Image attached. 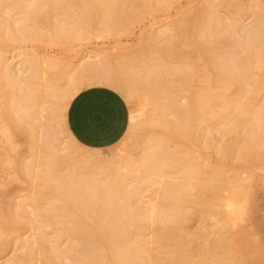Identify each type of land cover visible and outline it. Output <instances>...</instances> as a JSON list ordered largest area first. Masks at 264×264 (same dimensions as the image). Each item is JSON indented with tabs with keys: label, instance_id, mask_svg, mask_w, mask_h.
<instances>
[{
	"label": "bare ground",
	"instance_id": "obj_1",
	"mask_svg": "<svg viewBox=\"0 0 264 264\" xmlns=\"http://www.w3.org/2000/svg\"><path fill=\"white\" fill-rule=\"evenodd\" d=\"M154 1H157L162 5H170V1L172 2V0H13L8 3H0V25H2L0 27V40L5 38L4 33H9L10 37L7 39L12 42L19 41L21 43H26L27 41L42 40L43 42L39 41V43H44L45 39H42L44 36L41 33L42 31L40 32L41 27L36 28L33 26L34 24L41 25L43 21L36 18V21L33 24L30 16L25 14V9L27 8L35 7L36 9H39L38 11H44L43 13H45L46 16L55 13L56 15L69 17L72 20L73 27L69 29L66 28L67 30L65 29L64 31H62V29L61 31L59 30L62 36L56 35L59 37V39L57 38L58 40H62V42L65 43L69 40L75 41V39L79 40L83 36L85 37L86 34L89 33V30L92 29L94 21H97V19L102 20L100 21L102 23L109 21L110 26H112V22L109 20L111 19L113 21L112 29L117 28L118 30L120 26H124V24H127L128 22L139 20L144 16L145 10H152ZM235 5L236 6H233L231 3V5L228 6L230 8L231 6L233 8L236 7L235 9L238 10L239 14L237 13V15L239 16L244 6L242 7L238 4ZM45 7H48L47 10H45ZM220 7L223 6L215 4L214 2H209L208 7L202 9L196 17L186 13V15L183 16V18L174 26L178 30V33H182L179 34L181 36L177 35L179 38L174 37L175 39L173 41L171 40L172 42L163 46L161 49L156 46L159 50H157V48L154 49L157 50L156 53L158 52V55L159 53L161 55H164L165 53L169 58L176 56L177 59L185 62L186 69H184L183 72L185 75L180 72L183 71V68L178 70L169 66L167 67L164 63L163 66L157 64L153 69L148 68V72L145 73L144 71L146 70L144 68L143 74L139 72L142 70L140 68L137 72L144 75V77H142L145 78L142 80L144 83L142 87L140 85V87L138 86L140 89L137 88L134 90L130 87L135 81L132 82V80L129 79V82L127 79V76L130 78L131 74L132 77L133 75L136 77V81L138 82L141 78L140 74L139 76H136L137 72H135L136 70H133L134 68L131 61V57L133 56L126 59V57L124 58V55L120 59L121 61L117 62L119 67L121 63L124 64L125 62H122V60L126 59L127 62L125 63L127 65L124 66L129 65V69L127 67L128 70L126 72H124L125 69L123 68L124 71L122 74L121 67H115V69L117 68L119 71L112 72V69H108L110 61H99L100 58L98 56H101L102 53L95 57L99 58L98 62H93L92 60H95V58H91L90 56H85V58L80 59L79 64L69 73L66 72L67 70L63 71L61 68L62 66L55 67L54 69L57 70V68H60V70L62 69L61 72H55L53 70L54 59L52 61L50 57L43 58L38 55L22 52L18 55V57H21L20 64L15 68L9 62L8 58L0 56V72L6 78L5 81L7 82L6 89L3 88L5 90L2 91L7 90L8 95L13 102L5 107L3 106V110V107L1 108V112H3L0 113L2 114L0 117L2 116L3 118L4 116L5 119L8 120V124L7 122V125H3L5 122L2 124L0 123L3 125H0V134L7 144L6 147L13 149L14 139L12 138L15 137H12L13 131L19 132V135L22 134V137L25 136L24 125L28 124V122L25 124V113H29L31 120L33 121V126H35V128L38 126L36 132H33L32 137L37 135V144L39 142L41 146L40 148L42 149L41 152L38 153L39 155L37 154V161H35L37 162V165L32 164L30 166L29 162L24 161V163L21 158L19 160L10 161L8 154L4 151L5 157H8L5 159L6 162L11 163L12 166L14 164L16 172H19L20 174L25 172L24 174L26 177L32 176L35 182H37L38 189H43H41L42 193L38 194L39 198L37 199L41 200L43 198H48L50 201H48L50 205L48 206L47 204L48 209H46L47 207L44 209L49 214L50 219L55 217L52 216V212L54 213L55 210H59V212L61 211L64 213V218L70 220L62 223L71 225V227L73 226L72 231L74 233L80 232L81 227L87 226L90 230H95L98 234L97 236L100 234V239H102V237H104V239L106 238L102 232L106 231V228L112 226L110 230L112 231V236L111 239H106L105 242H107V245L105 247H102V243H99L102 245L97 246V244H95L96 242L94 243L90 241L91 238L90 240L86 239L85 241L84 239L86 237H84L83 240L75 238L70 242L67 241L69 244L65 250L60 249L61 247L57 248L56 252L61 260L63 259L66 263H72V261H74L72 264H209L211 262L223 264L224 262L232 263L238 260L234 255L229 254V257H225L224 255H226L227 252H230V244L228 243V240L231 235H229V231L235 229V226L231 229L227 228L228 222L233 223L236 221L232 203L238 198V200H240L241 197L243 199L246 188L248 187L246 186L247 184L245 185V180L243 178L233 175V177H228L225 175L221 166H210L203 159L194 157L192 154L184 150H176L175 152L173 151V153H171V151L169 154L166 152L168 148L164 150L162 145L164 142L161 141V143L159 139L157 141L150 140V138V141H147L149 145L146 149H144L145 143L141 147L137 145V149H144V154L141 156L139 150L138 153L140 155L138 156H141V158L139 157L140 159L138 160L137 158L136 160H131L130 157H124L123 154L122 156L116 155L118 158L115 155V157L113 156V158H110L109 155L106 156L105 154L104 157L100 154L99 150H91V154H88L87 152V154L77 158L75 155H77L78 152H76V150L72 151L73 149H71V142L75 144V139L72 135H69L70 142L66 143L68 142L66 141V138L68 137L64 136L67 131L65 129L67 121H65L64 112L70 105L68 101L75 97L74 93L78 92L77 95H79V91L81 90L83 91L86 88L89 89L100 86L112 89L118 92L121 96L124 95V97H122L125 100H128L133 97L136 91H141L144 95L142 100L146 104L145 106H150V109L152 108L151 113H155V115H153L154 113L152 114L155 117L150 116L151 118H148V121L150 122L149 125L152 126L154 124L153 126L157 125L170 130V137L175 138L173 140H179L183 137L191 139V128L193 124L199 121L202 122L208 120V115H210V117L211 115L215 117L213 107L217 106L220 111H218L219 113L216 115H219L220 119L225 123L223 130L225 135L223 136L232 132H240L244 129L247 130L244 137L240 135L239 137L234 138L233 136L229 138V140H225L226 142L221 148L218 147V152L220 153L222 160L235 158L243 164L252 167L260 165L261 167V163H264V160L262 159L264 157H260L259 154H252L251 152L254 147L258 145L260 147L264 144V122H258L257 120L255 123L253 121L258 116L264 117V110H256L253 107V94L252 96L249 94L251 92L248 87L249 82L255 79V68H261L263 70V75H261L262 77L260 79L263 81L262 83L264 85V10H261L262 12L256 16L258 17L255 20L256 22L249 27H245L239 24L240 22L238 23L237 18L234 22L227 20L228 22L225 24L226 20H224L219 14ZM258 7L261 6L258 5ZM13 9H23L22 16L16 18L13 14L11 15ZM3 10H6L5 15H7L9 19H4L2 16ZM33 13L31 14L33 15ZM126 21L127 23H125ZM12 23L17 26L15 33L12 29L13 26L11 27ZM65 23L67 22L65 21ZM43 26L47 27L45 25ZM94 28L96 29V26ZM46 30L47 32H52V29L50 28ZM39 32L41 34H39ZM159 34L163 35L165 34V31H160ZM60 42L58 44H60ZM62 42L61 44L64 45ZM154 42V38L150 39L148 42L149 46H155L156 44ZM186 42H190L199 59H201V61L202 59L204 60L203 65L200 66V68L191 60L190 56L184 52L183 47L187 44ZM65 44L70 45L71 43ZM254 49H257L256 52L254 51L255 53L253 52ZM149 50L152 51L153 49ZM118 57L120 58V56ZM86 59H88V61H84ZM49 64H51V67L53 68L49 67ZM55 65H58L57 62H55ZM159 69H164L162 71L167 78H169L168 76H179L177 74L181 73L184 76H182L184 82L182 81L183 83H181L183 86L179 87L178 85V87H176L166 81L161 82L160 80L162 77L157 76L159 72L156 73V71H160ZM48 70H52L58 75L52 73V71L50 74ZM62 80L65 81L64 85H59L58 82ZM258 82H260V80ZM260 83L257 84L260 85ZM235 86L238 88V92L232 95H227L226 91ZM39 89L46 91L44 96L45 100L42 101V103L39 101ZM164 93L166 94L163 95L165 97L162 96ZM246 96H248L247 102L243 103L241 99ZM253 98L255 99V97ZM181 100H183L184 103L181 102ZM182 103L184 105L186 103V107L183 108L184 105L180 106ZM144 111H142V113H145ZM130 118L133 120V123H137L138 119L136 120V118H133V115L132 117H129V119ZM170 118L173 120L170 121ZM31 120H29V122ZM132 120H129L131 124H133ZM21 122H23L24 125H22ZM53 123H55L57 127L53 126ZM135 123L134 125H136ZM35 128L33 127V130ZM32 139H35V137ZM33 142L35 143L34 140ZM244 142H246V148L241 151H236L237 146ZM37 144L35 143V145ZM74 146L75 148L77 147L76 144ZM69 149H71V152H69ZM143 149H141V151ZM168 150L170 151V149ZM12 151L13 150H10L9 153ZM77 151L80 150L77 148ZM64 152L66 157L69 156L68 158H65V156L62 158L63 160L57 158L60 153L64 154ZM12 154L14 155L13 152ZM92 163H94V165ZM33 166H36L35 169H33ZM174 168L176 169V172L179 173V178H177L178 181L175 179L174 180L177 182L168 181L159 198L155 197V194H151L147 197L148 200L146 199V201H144V198L146 197L142 195V186L148 185L149 187H154L160 185L163 179L167 176V169ZM205 168L208 169L205 170ZM121 170L126 172L140 171L146 174L147 177H143L141 183L132 185L126 178L127 174H125L126 176L119 174V171ZM156 177L161 180L155 179ZM0 186L2 187L4 185L1 184ZM192 190H196L197 192L193 204L197 207L195 214H198L200 219L198 224L199 236L202 238L200 246L204 248L207 246L203 252L201 251L202 249L200 250V259L195 263L192 260V255L183 251V247L184 245L185 247L187 246L188 241H184L186 242L184 244L180 230L161 228L160 235L157 236V238H154L151 236V233L146 226L150 222L153 224L157 222L156 217L158 215L156 214V211L159 209V204L164 209L163 215L166 214V217L169 216L173 221H176V223L178 222L179 225L182 224L187 215L183 209L187 208L186 203L191 197ZM225 192H230L231 195L225 197L223 196V193L225 194ZM2 194L7 195L3 190ZM243 201L247 204L246 199H243ZM135 203H138L136 207L134 206L136 205ZM101 208L105 211L102 212ZM21 209L22 211L26 210L25 204L24 206H21ZM222 209L224 212H222ZM13 214L14 213L9 207L0 208L1 229L16 227H12L14 224L13 218L15 217ZM31 215L37 216L38 214L36 215L35 212H31ZM211 216L216 219L213 225H204L206 219ZM108 217L110 218L109 221L107 220ZM138 219L142 221L144 220L145 222L143 221V224L141 221H138V223L141 222L142 224L139 223L140 225H137V228L135 227L137 229V232H135L137 238L136 240L133 239V241L127 236L132 242L125 247L123 245L124 242L122 243L124 237L120 235L122 225L125 221L134 223V221ZM158 221L160 222L161 220ZM52 222H55V220ZM85 222H87V224H85ZM53 225L55 224L53 223ZM130 225L128 224L129 227ZM128 231L125 230V233ZM90 233L92 234V232ZM127 234L128 233L124 236L126 237ZM119 235L121 236V238H119L122 239V241L118 238ZM92 238L95 240V237ZM164 240H166L167 243L168 241L171 242V244L165 243V245ZM152 244H155L156 248L158 247L159 250L163 251L159 252L161 254L157 257V260L155 259V261L153 260V255L151 256L149 253V251L151 252V250H149L151 248L148 246ZM197 250L199 252V249ZM28 251L30 250L28 249ZM127 251L129 253H127ZM185 251L192 252L191 250ZM15 256L17 257V255ZM8 260V262L6 261V264L30 263V261L25 263V259L23 260L19 257L17 260H13L12 263L10 261L11 258ZM53 261L54 260H52L51 263Z\"/></svg>",
	"mask_w": 264,
	"mask_h": 264
},
{
	"label": "rangeland",
	"instance_id": "obj_2",
	"mask_svg": "<svg viewBox=\"0 0 264 264\" xmlns=\"http://www.w3.org/2000/svg\"><path fill=\"white\" fill-rule=\"evenodd\" d=\"M11 1H13V0H0V3H8ZM209 2H214L215 4L223 6V7H220V13L219 14L224 20H226L225 24H227L228 21L234 22L235 19L237 18L238 23L240 22L239 24H241L242 26H245V27H249V26H251V24L256 22L255 20H256V18H258L256 16H258L259 13L262 12L261 10H264V0H226V1L225 0H172V2L170 1V3H169L170 5H162V4H159L157 1H154L153 2V9L152 10H150V9L145 10L144 16H142L139 20L134 21V22L131 21L128 23L126 21L125 23H127L128 25L124 24V26L123 25L120 26L117 30V28L112 29L113 28V21L111 19H109V20L112 22L111 23L112 26H110L109 21L102 23V22H100L102 20L97 19V21H94L92 29L89 30V33L86 34L85 37L83 36L79 40L75 39V41L69 40L68 42H65V43H71V44L67 45V44L63 43L62 40H58L59 37H57V36H62L61 32H60L61 29H62V31H64L66 28L69 29V28L73 27L72 26V20L69 17L62 16V15H56L55 13H52V14L46 16V14L43 13L44 11H41V10L38 11L39 9H36L35 7H31L34 11L31 8H29V9L27 8V9H25L26 10L25 14L26 15L28 14L30 16L33 24L37 18V19H40L43 21V23H42L43 25L47 26L50 23L52 26L51 27L50 24L47 27H44L42 24L41 25H39V24L33 25L32 24L36 28L41 27L40 32L42 31L41 33L44 36V38L42 37V39H45L44 43H41V42H43L42 40H39V41H41L40 43L38 40H36V41L30 40L31 42L27 41L26 43H21L19 41H13L12 42L9 39H7L8 37H10V34L4 33L5 38L0 40V53H1L0 56L8 58L9 62L15 68H17L20 64L21 57H18V55L22 52H26L27 54L38 55V56H41L43 58L44 57H50L52 61L54 59V61L57 62V64L60 66L55 65V62L53 61L54 68L51 67L52 63L49 64V67L53 68V70H54L55 67H61L62 66L61 68L63 69V71L67 70L66 72L69 73L73 70V68L75 66H77L79 64L80 59L85 58V56H90L91 58H95L96 56H98L99 54L102 53L101 56L100 55L98 56L100 58V60L97 57L98 59L95 58V60H92V61L93 62H98V60L99 61L106 60L108 62L110 61V65L108 64V69L109 70L112 69V72H118L119 69L117 70V68H119V67H121V69H122V70L120 69L121 74L124 71V69H125L124 72H126L129 69V67H128L129 65L124 66V65H127L125 63V62H127L126 59L127 58L129 59V57L133 56V57H131V61H132V66L134 68L133 70H136L135 72H137L141 68L142 72L141 71H139V72L141 74H143L144 68L146 70V71H144V73H145V72H148L147 71L148 68L153 69V68H155V66H157V64H160V66L161 65L163 66L165 64V66H167V67L169 66L171 68H176L178 70L183 68V71H180L181 73H183L184 69H186L185 68L186 67L185 62H183L182 60L180 61V59H177L176 56L169 58V57H167V55H165V53H164V55L166 57L164 55H161L160 53H159V55H160L159 56L157 54L158 52L156 53V51L161 49L163 46L168 45V43L172 42L175 39L174 37H178L177 35L182 34L180 32L178 33V30L174 26H175V24H177V22L180 19L183 18V16L186 15V13L188 15L196 17L197 14L202 9H205L208 7ZM222 3H223V5H222ZM231 3L233 4V6H236L235 4L241 5L242 7L244 6L243 10L239 16L237 15V13L239 14V12H238V10L235 9L236 7H234V8L232 6H231V8L229 7L231 5ZM258 5H260L261 7L263 6V7L262 8L258 7ZM45 8H46L45 10H47L48 7H45ZM5 12H6V10L2 11V16L4 17V19H9V17L7 15H5ZM30 12L31 13L35 12V13H33V15H32ZM22 13H23V9H13L11 12V15L13 14L16 18H19L20 16H22ZM46 17H47V19H46ZM48 19H49V21H48ZM51 19H52V22H51ZM65 21L67 23H65ZM0 24H1V22H0ZM13 24L14 23L11 24V27L13 26L12 29H13V32L15 33L17 26L15 24L14 25ZM67 24H68V26H67ZM94 25L96 26V29L94 28L95 27ZM1 26L2 25H0V27ZM42 26H43V29H42ZM226 27L228 28L227 25H226ZM45 28L46 29H48V28L52 29V32H47V30ZM101 29L104 31H102ZM163 30L165 31V34H163V35L159 34V32L163 31ZM43 31H44V33H43ZM105 31H106V33H105ZM118 31H120V32H118ZM40 32H39V34H41ZM179 36H181V35H179ZM152 38L155 39V42H154L156 44L155 46H149V44H148L149 40ZM51 39H52V41H51ZM60 39H61V37H60ZM54 41H55V43H54ZM60 41L64 45H62ZM59 42H60V44H58ZM52 43H54V44H52ZM186 43L187 44H185V47H183L184 52L188 56H190L191 60L200 68V66L203 65L204 60L202 59V61H201V59H199L197 53L193 49L190 42H186ZM145 47H146V49H145ZM148 48L153 49V50L151 51ZM156 48H157V50H154ZM141 49H143L144 51ZM256 50L254 49L253 52L254 51L256 52ZM135 51H136V53H135ZM97 52H99V53H97ZM134 54H136V55H134ZM142 55H145V56H142ZM118 56H120V58ZM123 56H124V58L126 57V59L122 60V62H124V61L125 62H124V64L121 63V65H119V67H118L117 62H120L121 61L120 59ZM118 59H119V61H118ZM84 61H88V59H86ZM114 61H116V62H114ZM134 61H136V62H134ZM132 66H131V68H132ZM115 67H117V68L115 69ZM127 67H128V69H127ZM48 69H50V68H48ZM61 70H60V68H57V70H54V71L55 72L56 71L61 72ZM159 70L160 71H156V73L159 72L157 74V76L162 77V79L160 80L161 82L166 81V82L170 83L172 86H176V87H178V85H179V87L183 86V84H181V83L184 82L183 81V77H184L183 75H185V73H183V75L181 73L177 74L179 76L175 75L176 77L175 76H172V77L168 76L169 78H167V77H165L166 75L164 76V73L162 71L164 69H159ZM51 71L52 70H48V72H50V74H51ZM139 72H137L138 75L136 74V76H139V74H140ZM52 73H54V72L52 71ZM54 74H57V73H54ZM117 74H119V73H117ZM141 74H140L141 78L139 79V82L136 81V77L134 75L132 77V74H131L130 78H129V76H127L128 80L131 79L132 82L135 81L134 82L135 84L131 82L132 84L130 85V87H132L134 90L139 88L140 86L142 87V85L144 84L142 82V80L145 78H143L144 75H141ZM261 75H263V70L261 68H255L254 69L255 79L249 82V87H248V89L251 92L249 94L251 96L253 94V97H255V99L252 97V99H253L252 105L256 110H264V85L262 83L263 81H261V79H260L262 77ZM4 78L5 77L0 72V85H1L0 86V88H1L0 89V113L3 112V111L1 112V108L3 106L5 107L8 104L13 103L10 99V96L8 95V91L7 90L2 91V90L6 89V84H7V82L5 81L6 78L5 79ZM164 78H166V79H164ZM259 80L261 83L258 82ZM64 82L65 81L62 80V81L58 82V84L64 85ZM129 82H130V80H129ZM136 82L138 85L136 84ZM257 83H260V85ZM3 88H5V89H3ZM33 89H35V88H33ZM125 89H126V87H125ZM84 90H87V88ZM81 91H79V94L81 93ZM226 92H227L226 93L227 95L228 94L232 95V94H235L238 92V88L235 86V87L229 88V90H227ZM77 93H74L75 97H76ZM45 94H46V91L41 90V89L38 90L39 101L41 103H42V101L45 100V98H44ZM163 95H166V94L164 93V94H162V96ZM122 96L124 97V95H122ZM248 96L243 97L241 99V101H243V103H246ZM163 97H165V96H163ZM74 98L72 100H69L68 103L71 104V102L74 100ZM143 98H144V95L142 94V92L136 91L135 94L133 95V97L129 98L128 100L124 99L127 103L128 108H129V112H130L129 117H132V115H133V118H136V120L138 119L137 120L138 124L134 122L136 124V125H134L133 120L130 118L129 120L130 121L132 120L133 124H131V122L129 121L128 130H127L125 136L122 138V140L117 145L110 147V148H107V149H104V150L103 149H96V148H87V147L79 144L76 141V139L73 137L75 139V144L77 145V147L75 148V146H74L75 144H73L71 142L72 145L71 144L70 145L72 146V148L71 147L70 148L73 149L72 151L76 150V152H78L77 155H75V157L80 158L82 155L87 154V152H88V154H91L92 153L91 150H99L101 155H103V156H104V154L106 156L109 155L110 158H113L114 155L115 156L116 155L122 156V154H123L124 157H127V156H128L127 158L130 157L131 160H136V158L138 160L144 154V149H146V147L149 145L148 142L150 140H157L158 141V139H159L160 142L161 141L164 142V143L161 142L164 150L167 148L170 149V151L167 149L166 152H168V153L171 151H172L171 153H173V151L175 152L176 150H184V151H187L190 154H192L194 157H199V158L203 159L210 166H213V167L221 166L225 172V175L228 177H233V176L239 177L240 176L241 178H243L245 180L244 181L245 185L247 184L246 186H248L246 188V192H245V195L243 198V199L247 200V204L244 203L245 200L243 201L242 197L240 200H238L239 198L237 199L235 197L238 201L235 200L232 204L234 207L236 221L233 223L232 222L227 223V228H229V229H231L232 227L235 226V229L233 231L232 230L229 231V235H231L230 239L228 240L229 241L228 243L230 244V246H229L230 252H227L226 255L221 254V255H224L225 257L226 256L229 257V254L234 255L237 257L238 260L235 262H232V263H225L224 262L223 264H264V163L263 162L261 163V167H260V165L252 167L250 165L243 164L242 162H240L239 160H237L235 158H229L226 160H222V157L220 156V153L218 152V149L221 148L223 146V144L227 140H229V138H231L233 136H234V138L239 137L240 135L242 137H244L246 135L247 130L244 129L240 132H232L230 134H227L226 136H223V135H225L223 132L224 127H225V123H224V121H222L220 119L219 115H216L217 113H219L218 111H220V109H218L217 106H214L213 110L215 112L214 113L215 117L212 115L210 117V115H208L207 116L208 120L202 121V122L199 121V122L194 123L192 128H191V134H192L191 139H187L186 137H183V138H180L179 140L178 139L173 140L175 138L170 137V135H169L171 132L170 130H168L164 127H161V126H157V125L153 126L154 124L152 126L149 125L150 122L148 121L149 120L148 118H151L150 116L155 115V113L153 111L152 112L154 114L151 113L152 108L150 109V106H147V107L145 106L146 104L143 102V100H142ZM5 99H6V101H5ZM254 100H255V102H254ZM181 102H183V100H181ZM25 103H26V100H25ZM183 103L180 106H183L184 105ZM4 107L2 108V110L4 109ZM184 107H186V103L183 106V108ZM68 109H69V107H67L66 111L64 112L65 121H67ZM142 111H144L146 114L142 113ZM146 111H148V112H146ZM25 112H27V111H25ZM143 114H145V115H143ZM0 115H2V114H0ZM134 116H137V117H134ZM153 117H155V116H153ZM3 118H4V120H3ZM3 118H2V116L0 117V123L2 124L3 122H5V123H3V125H5L7 122V124H8V120L5 119L4 116H3ZM144 118H146L147 121ZM263 118L264 117L258 116L255 118L256 120L254 119L253 121L255 123L257 122V120H258V122H264ZM28 119L31 120L30 115H29V113H27V114L25 113V124L27 122H28V124L24 125V123L21 122L22 125H24V127H25V136L23 135L24 137H22V134L19 135L20 134L19 132L13 131L12 137L15 136L14 138H12V139H14V142L12 140L13 149H11V148L9 149V147L8 148L6 147L7 144H6L5 140H3V137L0 134V138H1L0 142L2 140V142L0 143V155H2V156H0V160H2V161H0V176H1L0 177V185L2 184L6 187L5 188L4 186H2L3 187V189H2V187L0 186V208H7V207L11 208L12 212L14 213L13 215L15 216V217L13 216L15 218V219L13 218V223L15 225L13 224L12 227L16 226L15 228L9 227L6 229L5 228L1 229L2 227L0 226V232H1L0 233V236H1L0 237V264H6V261L10 258H11L10 261L12 263V261L15 259L17 260L18 257L22 258L23 260L25 259V263L27 261H30L29 264H32V263L33 264H72L74 261H72V263H70V262L66 263V261H64L63 259L61 260L59 258V255L56 252L58 247L59 248L61 247L60 249L65 250L68 247V244H69L68 242H70L72 239L78 238L79 240L80 239L83 240L84 237H86L84 239V241L86 239L90 240V238H91L90 241H92L94 243L96 242L95 244H97V246H100L103 244L104 246L102 245V247H105L107 245V242H105L106 239L107 240L111 239L112 231H110V230H111L112 226L108 227L109 229L106 228V231L102 232V234L105 235V237H106L105 239H104V237H102V239H103L102 240V239H100L101 238L100 234H99V236H97L98 235L97 232L95 230L94 231L90 230V228H88L87 226H83L81 228L79 227L81 231L74 233L72 231L73 226L71 227V225L62 223L64 221L66 222V221H70V220H67L66 218H64L65 217L64 213H62L61 211L59 212V210H55L54 213L52 212V216H55V217L53 219H50L49 214L46 212V210H44L47 207V204H48V206L50 205L49 204L50 201L48 200V198H43V197H42L43 199H41V200L37 199V198H39L38 194L42 193L43 189L42 188L38 189L39 187L36 184L37 182H35V180H34V178H32V176L26 177L24 174L25 172L21 173V174L19 172H16L15 165L13 164V166H12L11 163H7L5 160L8 157H9L10 161L19 160L21 158L23 160V162L24 161L29 162L30 166L32 164L37 165L36 164L37 162H35V161H37V154L39 152H41L42 149L40 148L41 147L40 143L38 142V144H37V141H38L37 135L36 136L34 135L33 137H32V135H33L34 131L36 132V128H38V126L35 128V126H33V121L31 120L29 122ZM142 119H144V120H142ZM170 119H171L170 121L173 120L172 118H170ZM5 120H7V121H5ZM134 121H135V119H134ZM142 122H144V123H142ZM3 125H1V126H3ZM32 126L35 128L34 130H33ZM53 126L57 127L55 123H53ZM65 129L67 131L64 134V136L68 137V138H66V141H68L66 143H69L70 142L69 141V135H72V134L69 131L67 124H66ZM34 137H35V139H32ZM153 138H155V139H153ZM33 140L35 141V143L37 145H35ZM144 143H145V145H144ZM245 144H246V142L237 146L236 151H241L244 148H246ZM137 145L140 147L144 145V149L141 148V149H143L142 151H141V149H137ZM77 148L80 151H77ZM71 149H69L70 151L69 150L68 151L71 152ZM10 150H13L12 152L14 153V155L12 154V152L9 153ZM4 151H6V153L8 154L7 158L5 157ZM138 151L141 154V156H138V155H140L138 153ZM99 152H96V153H99ZM67 153H66V155H67ZM93 153H94V151H93ZM125 153H126V155H125ZM251 153L252 154H259L260 157H264V144L260 147H259V145L254 147L252 149ZM78 154H80V155H78ZM118 154H120V155H118ZM135 155L138 157H136ZM64 156H65V152H64V154L60 153L59 156H57V158H60V160H63L62 158H64ZM68 157L69 156H67V157L65 156V158H68ZM107 159H109V158H107ZM262 159L264 160V158H262ZM34 162H35V164H34ZM4 164H5V166H4ZM92 164L94 165V163H92ZM35 167L33 169H35ZM207 169L208 168H205V170H207ZM167 170H168L167 176L165 179H163V181L160 185H156L154 187H149L148 185L142 186V191H143L142 195L144 197H146V198H144L145 200L143 199L144 201H146V199L148 200L147 197L150 196L151 194H155L156 195L155 197L159 198L160 194L162 193L163 189L165 188V185H167V182L168 181L174 182L175 180H177V178H179V173L176 172L175 168L174 169H167ZM119 174H122L123 176H126L125 174H127L126 178L130 181V184H132V185L141 183L142 178L146 176V174H144L143 172H140V171L139 172H137V171L136 172L135 171H130V172L127 171L126 172V171L121 170V171H119ZM39 175H40V173H39ZM155 179L161 180L160 178H157V177ZM131 180H133V181H131ZM177 181H175V182H177ZM1 189L3 191H5L7 193V195L2 194ZM196 193H197L196 190L191 191V197L187 200V203H186L187 208L183 209L184 212L187 213V215L185 216L184 222L182 224L179 225L178 222L176 223V221H173L171 217H169V216L166 217L167 216L166 214L163 215L164 209L159 204V201H158L159 209L156 211V214L158 215L156 217L157 222L155 224L150 222L148 225H146L148 231L151 233V236L154 238H157V236L160 235V229L161 228H173V229L180 230L181 231L180 234L182 235L183 242L188 241L187 246L185 247V245H184L183 251L187 252L189 255L190 254L192 255L193 259H192V257H191V259L194 261V263L198 262V260L200 259V255H201L200 250L202 249L201 251L203 252L207 247L206 246L204 248V247L200 246L201 245L200 242H202V238H201V236H199V230H198V224L200 222L199 221L200 219H199L198 214H195L197 207L193 204V201L195 200ZM229 195H231L230 192H225V194L223 193V196H225V197L226 196L228 197ZM24 204H25L26 210L22 211L21 206H24ZM135 204L136 205H134V206L136 207L138 205V203H135ZM46 209H48V207ZM101 210H102V212L105 211V210H103V208H101ZM186 210H189V211H186ZM31 212H35L36 215L37 214L38 215L33 216V215H31ZM45 212L47 213V216H46ZM188 212H189V214H188ZM222 212H224L223 209H222ZM41 215H43L44 218ZM37 218H39V219H37ZM60 218H62V219H60ZM58 219H59V222H58ZM109 219L110 218L108 217L107 220L109 221ZM30 220H32V221H30ZM50 220H51V222H50ZM54 220H55V222H52ZM158 220H161V221L159 222ZM215 220L216 219L211 216V217L206 219L204 225L211 226V225H213ZM138 221H141L143 224L145 222L144 220H143L144 221L143 222L142 220L138 219V220L134 221V223H130L129 221H125L123 224L124 226L122 225V228H121L122 231H120V235L122 237H124L123 241H122V239H120L121 238L120 235L118 236V238L120 237L119 239H120V241H122V243L123 242L126 243V244L123 243V245L125 247H126V245H128L132 242L131 239L136 240V238H137V234L135 233V232H137L136 228L140 225L139 223H141V222L138 223ZM16 222H17V225H16ZM31 223L32 224L36 223V224L32 225ZM53 223L56 226L53 225ZM125 223L127 224V227H126ZM85 224H87V222H85ZM128 224L129 225L131 224L130 227L128 226ZM82 229H85V230H82ZM128 229H129V231H128ZM6 230H8V231H6ZM125 230L128 231L126 233L129 234V235L127 234L126 237L124 236L126 234ZM3 231H5V232H3ZM84 231H86V232H84ZM90 232H92V234ZM81 233H83V234H81ZM72 235L75 237H73ZM88 235H90V236H88ZM78 236H80L81 238ZM127 236L130 237L131 239L128 238ZM92 237H95L94 239L96 241L93 240ZM35 240H37V241H35ZM152 240H154V239H152ZM24 242H25V244H24ZM99 243H102V244H99ZM165 243L171 244V242L168 241V243H167V241L164 240V244ZM185 243L186 242H184V244ZM198 246H200V247H198ZM148 247L151 248V249H149V248L148 249L151 250V252L149 251V253L151 256L153 255L152 256L153 260L154 261H155V259L157 260V257L160 256V254H161L159 252H163V251L159 250L158 247L156 248L155 244H152ZM28 249L30 251H28ZM184 249L185 250H191V251L193 249H195V250L190 252V251H185ZM197 249H199V252ZM128 251H127V253H129ZM30 254H32V255H30ZM15 255H17V257ZM26 256H27V258H26ZM48 258L50 259V261ZM53 258H55V259H53ZM52 260H54V261L51 263ZM192 260H191V262H192ZM7 264H9V263H7ZM209 264H216V263L211 262Z\"/></svg>",
	"mask_w": 264,
	"mask_h": 264
},
{
	"label": "crops",
	"instance_id": "obj_3",
	"mask_svg": "<svg viewBox=\"0 0 264 264\" xmlns=\"http://www.w3.org/2000/svg\"><path fill=\"white\" fill-rule=\"evenodd\" d=\"M101 93H110L119 99V119L109 127L104 135L97 136L92 131L90 117ZM129 116L127 103L118 92L98 86L84 90L74 98L68 109L67 125L79 144L87 148L104 150L117 145L125 136L129 127Z\"/></svg>",
	"mask_w": 264,
	"mask_h": 264
},
{
	"label": "snow or ice",
	"instance_id": "obj_4",
	"mask_svg": "<svg viewBox=\"0 0 264 264\" xmlns=\"http://www.w3.org/2000/svg\"><path fill=\"white\" fill-rule=\"evenodd\" d=\"M119 99L110 93H101L90 117L92 131L97 136L104 135L109 127L119 119Z\"/></svg>",
	"mask_w": 264,
	"mask_h": 264
}]
</instances>
